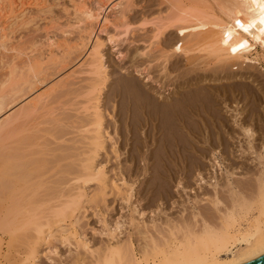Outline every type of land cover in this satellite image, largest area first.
<instances>
[{
    "label": "rangeland",
    "instance_id": "1",
    "mask_svg": "<svg viewBox=\"0 0 264 264\" xmlns=\"http://www.w3.org/2000/svg\"><path fill=\"white\" fill-rule=\"evenodd\" d=\"M99 1L87 0L93 8ZM114 1L122 7L106 10L111 24L102 30L100 20L94 22L85 44L79 41L81 29L74 27L70 0H25L28 15L22 26L18 20L12 26L9 48H0V129L15 118L14 124H21L13 137L2 131L0 143L33 161L26 172L30 177L19 176L23 186L17 175L5 177L9 190L14 185L15 195L21 194L16 201L14 191L13 201L6 192L0 198V215L11 200L18 220L12 234L0 230V264L32 258L33 264H73L77 255L83 256L82 264H93L103 262L109 251V264H135L145 249H166L192 237L203 220L219 228L229 208L238 210L244 201L247 206L258 195V175L264 171V22L247 16L238 0ZM96 39L103 42L100 75L87 65ZM50 40L56 44L49 45ZM29 59L38 66L36 77L25 67ZM159 94L184 96L179 114L186 115L185 129L176 127L171 114L154 127L141 126L140 104L156 106L142 95ZM32 105L24 116L25 106ZM196 108L198 119H189L188 110ZM98 110L104 146L94 163L105 174L84 184L77 177L91 154ZM226 177L238 195L228 191ZM78 192L86 195L76 198ZM254 204L248 205L249 214L243 207L236 212L242 220L232 217L242 221L236 228H245L257 215ZM131 220L142 224L145 234L137 233ZM113 224L117 237L107 233ZM39 226L55 234L69 229L76 237L36 246ZM76 238L88 248L74 243ZM117 243L120 251L113 256Z\"/></svg>",
    "mask_w": 264,
    "mask_h": 264
},
{
    "label": "bare ground",
    "instance_id": "2",
    "mask_svg": "<svg viewBox=\"0 0 264 264\" xmlns=\"http://www.w3.org/2000/svg\"><path fill=\"white\" fill-rule=\"evenodd\" d=\"M34 1V0H33ZM37 1V0H35ZM39 2V1H38ZM36 2V5L37 3ZM71 2V6L68 7V8H71L72 12H73V16H75V21L77 23V25H74V27L76 26H79L78 28L81 29V32L83 33L84 36H79L80 37V42L83 41L84 42V39L86 40L85 44H88L90 39H92V34L94 32V30H92V27H93V23L94 22H98L100 20V24L99 27L101 28L102 27V30L105 29L106 27H108L110 24H111V21H110V18L108 17L107 13L108 11L112 10V9H116V8H121L122 7V2H118V1H114V0H105V1H99V3L93 8L92 6H90V4L87 2V0H70ZM69 2V3H70ZM239 4L243 6L244 10L248 11L249 14H246L247 16H250L252 20H254L255 22H257L258 24H262L264 22V0H238ZM34 4V3H32ZM41 4V3H40ZM25 0H0V21L3 17H6L4 20H3V23L1 22L0 23V48L1 49H8L9 47L7 46L9 39H10V34H11V28L13 25H15V23H17L16 21L18 20L20 23L21 21H23V17L28 15L25 13ZM36 9V8H35ZM108 10V11H106ZM42 11V10H41ZM103 11L105 13H103ZM27 12V11H26ZM71 12V13H72ZM107 12V13H106ZM31 14V13H30ZM72 16V17H73ZM102 21H101V19ZM31 21V20H30ZM74 21V22H75ZM19 23V24H20ZM23 23V22H22ZM22 23H21V26H22ZM27 23V22H26ZM74 23V24H76ZM18 25V23H17ZM20 26V25H19ZM14 29V28H13ZM101 30V31H102ZM14 31V30H13ZM80 32V31H78ZM71 33V32H70ZM68 33V34H70ZM81 33V34H82ZM80 34V35H81ZM79 35V34H78ZM13 36V35H12ZM51 39V38H50ZM11 40V39H10ZM54 43L53 41L51 42L50 40V44L51 46H54ZM84 44V43H83ZM84 44V45H85ZM102 45H103V42L102 41H99V40H95L93 46L91 47V50L89 51V63H87V65L90 66V71L93 72V74L95 75H100L103 73L102 71V54H101V48H102ZM58 46V45H57ZM56 46V47H57ZM76 46V45H75ZM51 48V47H50ZM13 49V48H11ZM51 52V51H50ZM245 58V57H244ZM14 64V63H13ZM23 65V64H22ZM41 66V65H40ZM12 67V65H11ZM17 67V66H15ZM24 67V66H23ZM25 67L27 68L28 71H31L35 77H36V73H38V71L36 72V69L38 68L37 64L35 63V61L29 59L25 65ZM227 67V66H226ZM17 69V68H16ZM12 70V69H11ZM23 70V69H22ZM21 71V70H20ZM203 71V70H202ZM12 73V72H11ZM17 74V73H16ZM29 74V73H28ZM33 75V76H34ZM101 77V76H100ZM34 78V77H33ZM199 78V77H198ZM103 79H106L103 77ZM19 87V85H18ZM179 88V87H178ZM15 89V88H14ZM178 91V90H177ZM181 92V91H180ZM176 93V92H175ZM148 94V93H147ZM184 94V93H182ZM181 94V95H182ZM143 96V98H142ZM141 98L142 99H145V98H149L151 97V101L155 100L156 102V106L155 108H147L146 104L143 103V104H140V115L143 117L142 121H141V126H150V127H154L155 125V122L156 121H164V118H166V116L168 114H171L172 117H174V121H175V125L176 127H179V128H183L186 127V122L187 120L185 121L184 118L185 116L182 115L181 113L179 114V112L181 111V109L179 108V103H180V99H182V97H180V95L178 97L179 98H175L176 96H174L173 99L170 98V96H164L163 94L159 96H150V95H142ZM138 98V97H137ZM141 99V100H142ZM41 99H39V102H40ZM147 101V100H146ZM152 102V104H154ZM157 104H158V107H157ZM183 104V103H182ZM1 105V104H0ZM35 105V104H34ZM34 105L30 106V107H27L25 106L26 108L23 109V114L24 116L28 115L31 113L32 109H34ZM154 106V105H153ZM36 107V105H35ZM98 108V106L96 107ZM1 109V107H0ZM3 109V108H2ZM36 109V108H35ZM180 109V110H179ZM184 109V108H183ZM182 109V110H183ZM1 111V110H0ZM198 109H191V110H188V113L189 115L187 114V116H189V119L191 117L195 118L196 120L198 119ZM201 111V110H200ZM21 112V113H22ZM179 115H178V114ZM203 113V112H202ZM22 114V116H23ZM102 112L100 110L97 111V118L95 119V129H94V136L92 137V141L90 142V144L92 145L91 147V154L88 156L87 158V161L86 163L83 164V166L81 167V171H79V175H78V179L79 178H82V181L84 182V184L88 183V182H94V181H98L100 180L103 176H104V170L100 167H98L97 165V162L94 163L95 161V158L98 156V152H99V149L100 147H103L104 146V140L102 139L103 137V132H102V125H103V121H102ZM200 115V113H199ZM15 116V115H14ZM20 116V115H19ZM23 116V117H24ZM202 116V115H201ZM171 117V116H170ZM19 118V117H18ZM169 118V117H168ZM188 118V117H187ZM17 118H15L11 123H8L7 127H9V130H7L6 128V125H4L5 130L3 128V130L0 129V139L1 141H3V139H5V136H12V133L14 132L15 134V131H16V128H18L19 126H21V124L19 126L15 125L14 122ZM201 119V118H200ZM199 119V120H200ZM126 120V119H125ZM166 120V119H165ZM205 120V119H204ZM209 120V119H208ZM162 121V122H163ZM9 122V121H8ZM126 122V121H125ZM5 123V122H4ZM127 123V122H126ZM171 123V122H170ZM139 124V125H140ZM206 124V123H204ZM11 125V126H10ZM14 125V126H13ZM127 125V124H126ZM156 126V125H155ZM170 126V125H169ZM205 126V125H204ZM207 126V125H206ZM205 126V127H206ZM16 127V128H15ZM138 127V126H137ZM197 127V126H196ZM200 127V126H199ZM212 127V126H211ZM215 127V126H214ZM175 128V127H174ZM178 128V129H179ZM189 128V127H188ZM19 129V128H18ZM185 129V128H184ZM203 130V127L200 128L199 130ZM214 130V129H213ZM4 131H8L6 133V135L3 137L2 136V133ZM205 131V129H204ZM250 131L249 129H247V132ZM18 132V131H16ZM203 132V131H202ZM251 132V131H250ZM5 133V132H4ZM176 133V132H175ZM191 133V132H190ZM194 132H192L191 134H193ZM11 134V135H10ZM189 134V133H188ZM187 134V135H188ZM197 134H199V132H197ZM206 134V133H204ZM208 134H210L208 132ZM7 136V137H8ZM15 136V135H13ZM12 136V137H13ZM192 136V135H191ZM202 136V135H201ZM3 137V138H2ZM152 137V136H151ZM194 137H197L195 135L192 136V139H195ZM165 138V137H164ZM181 138V136H180ZM10 140V139H9ZM14 140V139H13ZM28 140L29 137H28ZM167 140V139H166ZM179 140V139H178ZM177 140V141H178ZM5 141V140H4ZM8 141V140H7ZM16 141H18L16 139ZM191 141V140H190ZM30 142V141H29ZM2 143V144H1ZM1 146H0V198L1 196H3V198H8V199H11L12 200V191H14V196H13V200L17 198H14L16 196H19L20 198V191L22 189V186H23V183L25 181H23V183L21 182L20 180V177L21 179L23 180H27L29 176V173L27 175V167H30L31 164H33V161L30 162L27 160H25V155L23 154H19L18 151H12L10 150L9 148H12L10 147L9 145V148L8 146H6V143L3 144V142H1ZM11 142H8L7 144H9ZM17 143V142H15ZM19 143V141H18ZM33 144V143H32ZM3 145V146H2ZM6 147H5V146ZM18 145V144H16ZM169 145V144H168ZM31 146V145H30ZM3 147V148H2ZM18 147V146H17ZM8 148V150H7ZM16 148V146H15ZM16 149H20L21 148H16ZM5 150V151H4ZM7 150V152H6ZM85 151V150H84ZM17 152V153H16ZM175 153V152H174ZM26 154V153H25ZM190 154V153H189ZM30 155V154H29ZM168 156V155H167ZM30 157V156H29ZM31 158V157H30ZM167 158V157H166ZM169 158V157H168ZM37 159V158H36ZM185 159V158H184ZM166 160L165 164H167V159H164ZM169 162V161H168ZM262 162V161H261ZM37 163V161H36ZM39 163V162H38ZM171 163V162H169ZM197 164V163H196ZM30 165V166H29ZM164 165V164H163ZM198 165V164H197ZM166 166V165H165ZM168 166V165H167ZM35 167V166H34ZM40 167V166H39ZM199 167V166H198ZM32 168V166H31ZM37 168V167H35ZM164 169V168H163ZM170 169V168H169ZM168 169V171H169ZM9 170H12L9 172ZM17 172V174H15L14 171ZM30 170V169H29ZM14 172V173H12ZM158 172V171H157ZM172 172V170H171ZM170 172V173H171ZM167 173V172H165ZM163 173L164 175L162 176H166V174ZM9 174V176H8ZM11 174H13V176H11ZM15 174V175H14ZM158 174H160L158 172ZM156 173V176L158 175ZM17 175V176H16ZM154 175H155V172H154ZM198 175V174H197ZM8 176L7 178H9L10 176L13 178L14 176L18 177L17 181H20L21 184V189L20 191L17 190L18 193H20L19 195H15L16 194V191L15 190H12L11 188H14L12 186H10V190H9V186L8 183L10 182L9 179H6L5 177ZM20 176V177H19ZM160 176V175H159ZM173 177V175H171ZM258 195L256 198H253L251 203H249L248 205H252L254 204L256 206V203L258 204V208L255 207L257 211V215H254L252 216L251 219H248V224L245 228H236L234 224H236L237 220L234 221V219L232 218L234 215L236 217L237 215V219L240 218L238 216V213H236L238 210L241 211L240 209L242 208V211L244 210H247L245 211V213L249 214L250 210L248 208V205L246 206L247 201H244V203L242 204L240 202V198L238 199L240 203L239 204H242V205H239V209L237 210H233V207L232 208H229V212L230 214L228 215H225V220L224 222L221 224V226L219 228H211L210 225H208L206 223L205 220H203L204 223H202L203 225H201L203 228L199 229V231L196 232H193V234L191 235L192 237H186L184 241H178V242H174L172 241L173 244H169L167 245L166 249H159L158 247L154 246L152 247L153 249L149 251H145L142 253V256L143 258H138V259H135V264H154V263H158V264H248L262 256H264V171H261L258 175ZM14 177V178H16ZM27 177V178H26ZM158 177V176H157ZM171 177V178H172ZM230 177V176H229ZM159 179H161V176L158 177ZM164 178V177H163ZM163 178L161 179L163 181ZM165 179V178H164ZM227 179V177H226ZM30 180V179H29ZM201 180V179H200ZM8 181V182H7ZM169 181V180H168ZM226 181V186L229 187V190L231 192V194H235V195H238L237 193H239V191H237L235 188L236 186H233V182L230 180V179H227L225 180ZM224 181V182H225ZM223 182V181H222ZM200 183V182H199ZM236 183V182H235ZM12 184V183H11ZM25 184V183H24ZM40 184V183H39ZM10 185V184H9ZM224 185V184H223ZM32 186V185H31ZM216 186V185H215ZM28 187V186H27ZM84 188V187H83ZM6 189V190H5ZM26 190V188H23L22 190ZM215 189V188H214ZM33 190V189H32ZM34 191V190H33ZM225 191V190H224ZM4 192H9L10 193V196L9 193L8 195H6L5 193V197H4ZM114 192H117L116 190H114ZM79 194L77 195L76 198H82L84 197L86 194L84 192H78ZM216 193V192H215ZM163 195V194H162ZM10 197V198H9ZM255 197V196H254ZM1 198V199H3ZM0 199V200H1ZM7 199V200H8ZM11 200H8L10 205L8 206H5V209L3 207V216L0 217V230L2 231H8L7 233L9 234H12L14 232V230L16 229V219L14 218V216L16 217V213H17V210H16V206L17 204H14ZM32 200V198H31ZM237 200V202H238ZM250 200V199H249ZM14 201V202H15ZM26 201V200H25ZM196 201V200H195ZM234 202V200H232ZM242 201H243V198H242ZM34 202V201H33ZM75 203V199L73 201ZM220 201L216 199V202L215 204L219 203ZM236 202V201H235ZM17 203V202H16ZM20 204V203H19ZM41 205V204H40ZM206 205V204H205ZM253 206V205H252ZM19 207V206H18ZM218 207V206H217ZM241 207V208H240ZM21 208V207H20ZM248 208V209H247ZM235 209V208H234ZM254 209V208H253ZM2 210V209H1ZM249 210V211H248ZM16 211V212H15ZM234 211V212H233ZM252 211V210H251ZM197 212V211H196ZM19 213V212H18ZM194 213V212H193ZM236 213V214H235ZM243 213V212H242ZM245 213L243 214H240V215H243L245 216ZM1 214V213H0ZM140 214V213H139ZM198 214L195 213V215ZM19 216V214H18ZM203 216V215H202ZM234 217V218H235ZM242 217V216H241ZM244 218V217H243ZM243 218L241 219H238V220H242ZM14 219H15V222H14ZM166 219V218H165ZM217 219V218H216ZM246 219V218H245ZM247 221V220H246ZM133 222L134 224H138V222L135 223V221H132L131 220V226H133ZM240 221L237 222V227L239 226L238 223ZM242 222V221H241ZM240 222V223H241ZM15 223V225H14ZM118 223V222H116ZM247 223V222H246ZM18 224V223H17ZM129 224V225H130ZM144 224V223H143ZM193 224V223H191ZM14 225V226H13ZM74 225V224H73ZM115 226L109 228L107 230V233H109L110 235H114L115 233V230L117 229V225L116 224H113ZM142 225V224H141ZM140 225V226H141ZM139 224L137 225V229L136 228V225H134V230H137V233L138 231L140 232L139 234H145V230L147 231V229L145 228H142V229H145V230H142L140 229L139 227ZM145 226V225H144ZM147 226V225H146ZM145 226V227H146ZM107 227V226H106ZM143 227V225H142ZM240 227V226H239ZM148 228V227H146ZM51 229V228H50ZM37 232H38V237L36 238V241H35V244L36 246H39L41 243L45 242V241H48L49 240H53V239H64L65 240H62V241H66L67 242H71V240L69 241L68 239L74 235V233L72 231H70L69 229H62V230H59L57 232V234L53 233V231L51 230H48V232H45V230H43L40 226L37 227ZM133 230V231H134ZM117 231V230H116ZM200 232V233H199ZM73 233V234H72ZM106 233V234H107ZM113 233V234H112ZM147 233V232H146ZM72 234V235H71ZM76 234V233H75ZM109 234L108 237H109ZM136 234V233H135ZM147 235V234H146ZM146 235L144 238H146ZM76 237V235H74ZM73 236V237H74ZM78 236V235H77ZM110 236L111 239H113V237H117L116 236ZM142 236V235H141ZM148 236V235H147ZM154 236V235H153ZM74 237V239H75ZM157 237V236H156ZM72 238V237H71ZM148 238V237H147ZM146 238V239H147ZM175 239V238H174ZM60 240V239H59ZM110 240V239H109ZM145 240V239H144ZM50 241V242H51ZM78 241V239L76 238V241L74 243H76ZM114 242V240H112ZM116 241V240H115ZM153 241V240H152ZM118 242V241H117ZM79 243L81 246H79V244H77L79 247L81 248H88V246L86 245L85 241L81 242L80 240L77 242ZM118 243H121V242H118ZM118 243L115 245V246H112L114 248H110L111 246H109V249L107 251H109L111 249V252L115 251L116 254H113L114 255H117L118 252L120 251V247L118 246ZM146 243V242H145ZM147 244V243H146ZM107 245V244H106ZM118 246V247H116ZM106 248L108 247L105 246ZM116 247V248H115ZM144 248V247H143ZM79 249V248H78ZM77 250V249H76ZM52 251V250H51ZM54 251V250H53ZM78 251V250H77ZM76 251V252H77ZM141 251V250H140ZM75 252V251H74ZM105 252V251H104ZM110 252V251H109ZM105 253L106 256H104V260L103 262L105 261V257H106V262L111 258H108L109 255H111V253ZM228 252H230L228 255L224 256V254H227ZM71 253V252H70ZM83 254V253H82ZM88 254V253H87ZM77 255V254H76ZM75 255V256H76ZM81 255V254H79ZM108 255V256H107ZM34 257V256H32ZM77 258H75V260L73 261V264H82V262L80 260H83V256H79L81 259L78 258V255L76 256ZM103 257V256H102ZM116 257V256H115ZM30 258V257H29ZM152 258V260L150 259ZM33 259V258H32ZM26 260L24 259L23 261L26 260V262H22L23 264H33V261L34 260ZM113 259V257H112ZM59 260V259H58ZM98 261V260H96ZM94 261L93 264H103V262L99 261V262H96ZM81 262V263H80ZM84 263L83 264H86L85 263V260L83 261ZM90 262V261H89ZM119 262V261H118ZM110 262H107V264H109ZM113 263V262H112ZM88 264V263H87ZM105 264V262H104ZM114 264V263H113Z\"/></svg>",
    "mask_w": 264,
    "mask_h": 264
},
{
    "label": "water",
    "instance_id": "3",
    "mask_svg": "<svg viewBox=\"0 0 264 264\" xmlns=\"http://www.w3.org/2000/svg\"><path fill=\"white\" fill-rule=\"evenodd\" d=\"M248 264H264V256L254 260V261H252V262H250Z\"/></svg>",
    "mask_w": 264,
    "mask_h": 264
}]
</instances>
